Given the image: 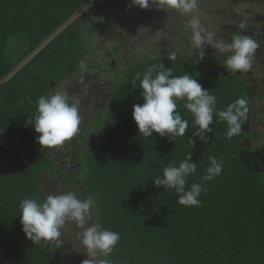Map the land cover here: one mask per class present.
I'll use <instances>...</instances> for the list:
<instances>
[{"label": "trees", "instance_id": "1", "mask_svg": "<svg viewBox=\"0 0 264 264\" xmlns=\"http://www.w3.org/2000/svg\"><path fill=\"white\" fill-rule=\"evenodd\" d=\"M94 1L0 0V264H56L54 240L32 243L26 239L19 218L21 200L47 198L45 176L93 197L94 208L98 209L96 223L120 235L109 255L100 253L109 264H264V147L260 143L263 135L256 129H260L258 119L263 118L258 107L260 93L264 92V69L253 74L250 83L245 73L232 74L216 66L224 55L218 52L214 57L210 47L206 59L190 54L170 61L158 55L112 72L102 88L107 95L105 101L101 100L102 108H79L81 124L71 143L74 161L67 167L69 172L64 167V154L57 151L54 155V149L40 148L37 134L25 127L41 95L52 88L61 90L65 81L85 67L97 68L98 58L92 56L112 16L126 9L125 20L132 22L133 28V19L143 14L132 0H106L84 10L48 41ZM133 6L136 13L131 11ZM163 14L164 9L159 7L157 17H165ZM262 16L264 11L256 21L246 15H227L219 24L223 34L216 33L215 40L249 36L242 30L244 26L246 30L256 27L253 36L263 35L258 32L264 26ZM233 18L239 19L234 35L226 29L236 22ZM167 24L162 26L166 27L165 36L152 39L156 53L161 48L174 50L175 45L171 47L163 40L175 37L178 31L173 19H167ZM257 43L258 55L264 51V39ZM161 65L171 68L173 76L188 74L197 79L215 96L211 131L202 133L208 137L206 141L193 135L198 126L183 100H177V110L189 121L183 137L170 142L167 136L137 133L132 107L144 101L139 81L135 85L132 81L137 74L142 79L151 66H155V76ZM113 66L110 61L106 69L115 71ZM80 76L83 81L88 78L84 73ZM102 95L95 97L96 101ZM240 98L246 101L241 131L229 138L228 125L216 112ZM247 122L251 124L248 130ZM252 137L256 143H252ZM190 153L197 171L188 177V183H201L206 188L199 206L179 205L174 189L157 188L152 182L163 177L164 167L178 166ZM210 155L223 161V170L212 180L202 181Z\"/></svg>", "mask_w": 264, "mask_h": 264}, {"label": "clouds", "instance_id": "2", "mask_svg": "<svg viewBox=\"0 0 264 264\" xmlns=\"http://www.w3.org/2000/svg\"><path fill=\"white\" fill-rule=\"evenodd\" d=\"M162 3L171 9H178L184 14H190L197 9V0H162ZM153 0H132V5L140 9H148ZM192 30V42L197 48L204 49L210 44L215 50L226 55L223 61L227 70L232 74L246 73L252 65V59L260 46L251 37L243 34L234 35L230 40H214L212 34L203 35L200 21L193 17L189 20ZM243 27V25H241ZM205 50V49H204ZM201 52L203 58L205 51ZM171 59H175L173 55ZM155 66H151L144 73L133 79V85L139 81L140 96L143 104H134L132 119L137 133L144 137L167 136L172 142L175 137H183L188 129L189 121L183 119L177 110V100L184 101L186 108L193 117L198 129L193 135L201 141L208 137L204 132H210L213 114L216 108V98L197 79L185 74L173 76L171 68L161 65V70L153 76ZM246 101L243 98L229 104L226 109L216 112V115L228 125L226 135L230 138L241 131V117L244 116ZM81 124L79 102H70L68 97L59 89L52 88L48 94L41 95L36 102L35 114H30L25 120V127H31L37 134L35 139L40 148H53L61 145L65 140L74 137ZM193 144L195 141H192ZM210 166L202 181L212 180L221 174L223 161L215 156H209ZM197 171L196 162H192L191 153L178 166L169 165L163 169V177H156L155 187L174 189L177 193V203L183 206H199V199L206 188L201 183L189 185L188 177ZM95 201L91 195L84 199L75 192L48 195L43 201L37 198H25L19 204L20 223L26 239L32 243L59 239L61 228L68 221H73L83 231L77 236L81 244L92 256L102 253L109 255L120 240L118 232L102 229L93 223ZM82 264H109L106 259H84Z\"/></svg>", "mask_w": 264, "mask_h": 264}, {"label": "rangeland", "instance_id": "3", "mask_svg": "<svg viewBox=\"0 0 264 264\" xmlns=\"http://www.w3.org/2000/svg\"><path fill=\"white\" fill-rule=\"evenodd\" d=\"M153 6L150 5L149 9H140V11H143V14H140L133 19L135 22L133 28H131L133 23L125 20V13H127L126 9L124 10L125 13L122 11L117 12L116 15L109 19L106 25L108 27L103 28L105 35L98 41L96 53L92 56L93 59L98 58L97 62L94 60L97 68H83L81 73L88 76L87 80L83 81L80 73L68 81H65V85L63 84L62 89L60 90L68 97L70 102L78 101L80 109L84 108L89 110L90 108H96V106H98V109H95L94 111L100 110L103 106L101 100L104 99L105 101V97H107L106 94L102 93V88L103 85L108 84V78L113 74L112 72H119L120 70H123L124 67L132 65L140 60L146 61L150 59V57H158V55L169 59L170 61H176L178 58L187 57L190 54L192 55V58H196L198 55L199 57H202L201 52L204 49L205 54L203 58L206 59L207 56L209 58L210 47L214 53V57H217L219 55L218 51L213 49L212 46H209L210 44L206 43L204 49L197 48L194 45L191 39L192 30L189 27V20L196 17L200 21L202 34H212L214 37L216 33L223 34V31L220 30L221 26L219 24L224 23V18L227 15L242 17L246 15L245 11H247L249 16L256 19L261 18L259 16L264 11V0H197V9L190 14H184L178 9H171L163 4L162 0H153ZM159 7L164 9L165 17L163 18L157 17V10ZM150 10L152 14L149 13ZM131 11L136 13L137 10H134L133 6ZM145 13L150 16L145 15ZM249 16L246 15V17ZM169 18L174 20L178 32L175 37L170 36L169 39H164L163 42H166V44L168 43V45L171 44V47L175 45L174 50L170 51V49L161 48L156 53L152 48V39L156 40L158 35L165 36L163 31L168 25L167 19ZM253 18L251 19L253 20ZM233 19L236 20V22L232 21V23L228 25H233L234 27L238 26L239 19ZM262 21H264V18ZM165 25V29H162V26L164 27ZM180 30L182 31V34L178 35ZM242 30L246 31V26H244ZM258 32L261 33L263 31L260 29ZM256 38L260 40L261 35ZM116 47L119 48L116 50ZM261 52L264 53V51ZM173 55L175 56V59H171ZM223 55L224 56L222 57L227 58L225 54ZM110 61L114 64L113 67H116L115 71H108L106 69V65L110 63ZM216 66L220 69H226V65H224L222 60L217 63ZM263 69L264 55H257L256 51L252 59L251 68L246 73L251 72L252 74H258L262 73ZM260 77L261 76H259V78ZM258 84L259 83L256 81L255 85ZM99 94H103L102 98L100 101H96L95 97H98ZM257 95L259 96V94ZM260 96V106L258 107V111L263 113V118L261 116V119H258V126L260 129H256L261 131V134L263 135L260 143L264 147V92L260 93ZM250 125L249 122L245 124L246 130L251 127ZM77 135L78 133L74 137L65 140L61 145L50 148V150L54 149L52 151L54 155H57L55 154L57 151L64 154L62 156L64 157V167L67 172L71 171L70 168L67 167L72 165V162L74 161L73 156L70 155L72 151L71 143L74 141L75 137L77 138ZM252 139V143H256L255 138L252 137ZM43 180L45 182L44 186L48 188V195L75 192L81 199L87 197L81 192L80 188L75 190L67 187L65 184L59 185L51 176H45ZM92 222L96 223L95 212ZM81 231H83V229L79 228L73 221H68L67 224L61 228L60 238L54 240L53 243V246L57 247V250L53 252V258H55L56 264H82V261L86 258L96 260L102 259L99 252L94 257L81 244L80 239L77 236V233Z\"/></svg>", "mask_w": 264, "mask_h": 264}, {"label": "flooded vegetation", "instance_id": "4", "mask_svg": "<svg viewBox=\"0 0 264 264\" xmlns=\"http://www.w3.org/2000/svg\"><path fill=\"white\" fill-rule=\"evenodd\" d=\"M245 13H246V15L247 16H249V13L247 12V11H245ZM251 15V14H250ZM253 18L252 16H249V19H251V18ZM254 20L253 21H256L257 19L256 18H253ZM252 20V19H251ZM262 23H264V21L262 22ZM261 27V29H262V31H263V35H264V26L262 25V26H260ZM255 26H252V27H250L248 30H246V33H249L250 35V37L254 40H256V37H257V35L256 36H253L252 34V32L255 30ZM226 29H228V30H230V31H232V35H234L235 33H236V31L238 30V28H237V26L236 27H234L233 25H228L227 27H226ZM263 35H261V39L260 40H262V39H264V37H263ZM260 38V37H259ZM257 41H259V39L257 38ZM258 55H264V53H262L261 52V50H260V54H258ZM226 58H224V57H222V61H224ZM221 71V70H220ZM221 72H223L224 73V71H221ZM237 74H241V73H237ZM245 75L246 76H248V80L250 81V83H253V79H252V77H253V74L250 72V73H245ZM264 164V163H263Z\"/></svg>", "mask_w": 264, "mask_h": 264}, {"label": "water", "instance_id": "5", "mask_svg": "<svg viewBox=\"0 0 264 264\" xmlns=\"http://www.w3.org/2000/svg\"><path fill=\"white\" fill-rule=\"evenodd\" d=\"M103 1H106V0H96V1H94V2H91V3H89V4H87V5H85L76 15H74L59 31H57L52 37H50L49 39H48V41H50V40H52L61 30H63L65 27H67L77 16H79L84 10H86L87 8H89V7H91V6H93V5H95V4H98V3H101V2H103ZM47 41V42H48ZM37 52V51H36ZM35 52V53H36ZM24 63H26L25 61L22 63V64H24ZM21 66L22 65H20V66H18L7 78H6V80H8L11 76H13V74H15V72H17L18 70H19V68H21ZM6 80H4L2 83H4ZM1 83V84H2Z\"/></svg>", "mask_w": 264, "mask_h": 264}]
</instances>
